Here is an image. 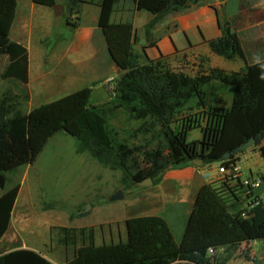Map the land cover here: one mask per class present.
Wrapping results in <instances>:
<instances>
[{"label":"trees","instance_id":"16d2710c","mask_svg":"<svg viewBox=\"0 0 264 264\" xmlns=\"http://www.w3.org/2000/svg\"><path fill=\"white\" fill-rule=\"evenodd\" d=\"M34 4L52 7L57 0H31ZM205 0H100L97 26L103 34L107 51L119 70L115 77V96L92 105V86H84L52 101L39 104L27 112H16L8 118L7 99L0 98V189L4 187L5 172L31 164L47 140L58 131L75 139V151L88 153L102 166L121 171L122 188L150 177L153 184L160 181L164 171L173 166L223 161V154L253 138V149L264 159V59L245 64L238 71L210 66L208 58L199 56L200 63L193 75L182 68H172L168 55L149 59L129 67L132 21L112 22L111 14L122 2L130 12L146 10L152 18L145 25L149 38L153 26L171 12L184 10ZM78 0H67L66 8L78 14ZM17 0H0V54L8 56L6 73L13 77L27 74V52L21 44L10 40L9 32L15 18ZM65 17L70 29L78 26ZM221 34L205 41L209 50L225 59L245 60L244 51L229 20L218 16ZM68 29V28H67ZM26 78V77H25ZM218 81L232 86L231 103L227 107L205 102V87ZM95 84V83H94ZM93 85V84H92ZM198 114L180 119L172 127L174 116L191 105ZM121 109L137 125L119 131L108 115ZM199 127L201 137L187 141V132ZM140 139L133 142L132 140ZM157 141L166 149L158 155L148 149ZM19 184L0 193V238L6 232L18 194ZM232 186L222 180L201 184L195 194L180 240L174 239L167 221L160 215L132 216L123 220L126 237L114 243H95V228L52 225V239L63 252L62 264H225L231 252L242 243L258 237L264 225V205L241 215ZM50 206L49 204H46ZM80 214H85V211ZM75 214L71 213L70 217ZM54 231V232H53ZM222 247L226 254L208 255V248ZM69 249L72 253L69 256ZM243 254L252 264L256 258ZM0 264H55L40 252L16 248L0 254Z\"/></svg>","mask_w":264,"mask_h":264},{"label":"rangeland","instance_id":"374dc122","mask_svg":"<svg viewBox=\"0 0 264 264\" xmlns=\"http://www.w3.org/2000/svg\"><path fill=\"white\" fill-rule=\"evenodd\" d=\"M79 1L77 4L80 13L77 18L81 20L82 25L90 24L97 10L94 5H82ZM62 3L61 13L54 17L57 25L53 24L52 35L42 36V30L39 34L38 43L42 46L52 47V44L55 46L62 41V39L57 38V35L62 32L63 28L65 33L71 31L64 20L65 17H71L72 20H75L76 14L73 12L70 14L67 11V0H63ZM22 8L23 2L20 0L17 20L10 38L19 35L18 22L21 19ZM26 9L29 10V6ZM35 9L40 12L44 11L46 7L36 5ZM25 14L27 13L25 12ZM35 34V36L38 35V33ZM67 36H65V39L69 38ZM36 47L31 46L30 50L33 52ZM197 59L198 63L196 64L195 61L186 58L185 52H180L172 55L169 61L172 68H182L188 74L193 75L197 69L196 65L200 63V58L198 57ZM231 61H237L242 68L245 64L252 62L253 59L247 54L245 55V60L236 58ZM231 61L230 63H233ZM8 64V56L0 54V98L7 99L6 105L9 106L8 118L12 117L16 112H26L39 104L59 98L71 92V88L79 89L87 85L86 81L95 75L83 74V81L78 79L77 86L62 83L59 88H54L48 93L52 97L45 101L36 102L37 98L30 100V92L26 84L28 80L27 74L24 75L20 72L17 77L9 75V73H6ZM223 86L224 88L221 89L222 93L225 95L229 93L232 96V86L229 84H223ZM92 91L89 103L92 105L100 104L99 102H102L106 97L102 84H93ZM195 100L196 98L192 99L190 106L174 116L172 127L177 128L180 119L187 115L198 114L201 116V110L193 105ZM230 103L231 99L229 101L223 100L220 104L227 107ZM107 118H109L110 124L119 131L120 137L125 136L124 130L131 129L137 125V122L129 119L121 109L115 110ZM200 137L199 127H194L187 132V141L198 140ZM139 140L135 139L132 141L136 142ZM148 149L154 150L160 156L165 155L167 152L166 149L159 147L157 141L150 142ZM252 149V146H250L238 153L241 156L239 165L246 173H249L250 169L253 174L264 176V159L257 150ZM217 165L218 161H214L207 165L202 164L199 168L201 171L212 175L215 173ZM186 166L195 167L194 164L173 166L164 172L182 169ZM5 177L6 181L4 187L0 189V193L15 184H19V192L13 206L11 222L4 238L11 241L10 247L30 246L47 256H52L56 260L63 259V252L51 240L50 227L52 225L70 224L74 219L83 218L79 221L80 223L94 226L96 244L103 242L116 243L119 238L124 240L126 237L123 223L124 216H133L138 212H142V214H157V205L154 204L157 201L155 186L162 180L161 177L156 184L140 186L135 183L129 188H122L120 181L121 171L111 170L102 166L88 153L76 152L74 137L65 131H58L53 134L31 164L21 166L16 170L7 171L5 172ZM197 179L202 182L199 176H197ZM216 180L214 175L211 176V179H206L208 182ZM118 189H121L123 198L111 200L110 197ZM195 193H193L191 187L185 189L184 200L186 202L184 205L179 204L180 208L176 209L178 216L175 214L173 217L170 216L169 211H174L170 207L172 204H169L167 210L164 211V215L167 216L174 229L172 234L175 239L179 238L180 229L183 228L187 212L191 208L193 194ZM87 204L90 205V208L85 210ZM83 211H85V214H80ZM71 213L75 215L70 217ZM158 215L164 216L161 213ZM262 237H264V225L261 227L258 239L251 245V252H248L251 258L256 257L258 259L257 262L259 264H264V238ZM246 247H248L247 244L231 252L232 254L225 264H252L251 260H248L242 253V250ZM71 253L72 251L69 249V256H71ZM225 254V252H222L217 255L223 256Z\"/></svg>","mask_w":264,"mask_h":264},{"label":"crops","instance_id":"0c3cea01","mask_svg":"<svg viewBox=\"0 0 264 264\" xmlns=\"http://www.w3.org/2000/svg\"><path fill=\"white\" fill-rule=\"evenodd\" d=\"M62 1L57 0V3L62 5ZM22 2L21 19L18 22L19 35L10 38V34H13V27L17 20V11L20 6V0H17L15 18L10 28L9 38L26 48L28 78L26 84L30 92V100L37 98L35 100L36 102L45 101L52 97L48 93L54 88H59L62 83L77 86L78 79L83 81V74H95L92 78H89L90 80L86 81L87 85L84 86L101 83L102 88L106 92V97L99 103L106 102L108 100V92L104 81L110 76L117 77L120 72L111 60L107 51L105 38L97 26L100 0H80L79 2L82 5H94L97 10L94 19L90 24L82 25L81 20L78 18V26L71 29L68 33H65L63 28L62 32L57 35V38L62 39V41L58 42L55 46L52 44V47H45L38 43L41 30L43 31L42 36H51L53 24L57 25V21L54 18L56 15L52 7L43 6L46 9L38 12L35 9L37 4H34L31 0H22ZM27 6H29V10L26 9ZM129 6L128 3L122 2L112 12L111 21L122 22L129 17L131 18L130 68L142 65L149 59H154L160 55L170 54L172 56L180 52H185L186 58L195 61L196 64L198 63L197 58L199 56H205L208 58V64L210 66L220 67L227 71L240 70V63L213 54L205 43L207 39L218 37L221 34L218 26V16H225L229 20L232 31L236 32L240 39L244 55L249 54L253 59L248 64L264 59V0H205L184 10L167 14L153 26L149 38L145 34V25L152 18V14L143 9L134 10L131 13L128 8ZM78 10L77 16L80 13L79 8ZM35 33H38V35L35 36ZM66 35H68V39H65ZM31 46H37L33 52L30 50ZM230 61L233 63H230ZM222 88H224L223 84L216 81L206 86L204 98L206 104L224 107L220 103L223 100L229 101L232 96L229 93L228 95L223 94ZM71 89V92L75 91V89L78 90L77 88ZM261 143L264 144V137H262ZM198 168L196 165L194 168L186 166L182 169L167 170L164 172L161 182L155 186V190L157 191V201L154 203L157 205L156 215L160 213L164 215L167 206L172 204L170 207L174 211H169V214L172 217L174 214L178 216L176 209L180 208L179 204L184 205L186 202L184 200L185 189L191 187L193 193H195L201 184L208 182L200 174ZM243 171L245 172L244 169ZM249 172L252 173L250 169ZM197 176L201 178L202 182H199ZM195 194H193L192 203L190 202L191 208L187 212V217L192 209ZM140 215L152 214L138 212L133 216ZM11 217L8 227L11 222ZM128 217L132 216H124L123 219ZM162 217L167 221L173 232L174 229L167 216L164 215ZM82 219H74L70 224L61 225L72 227L88 226L87 224L79 222ZM186 220L183 228L180 229L179 238H174L177 242L180 240ZM4 236L5 233L0 238V254L16 248H29L39 252L30 246L10 247L11 241L5 239ZM256 239L258 238L252 239L247 243H242L238 248L247 244L248 247L246 248H249L250 253L251 245L255 243ZM222 252L219 248L215 249L216 254ZM41 255L55 264H62L64 260V258L56 260L52 256H47L44 253H41Z\"/></svg>","mask_w":264,"mask_h":264},{"label":"built area","instance_id":"2783aa9c","mask_svg":"<svg viewBox=\"0 0 264 264\" xmlns=\"http://www.w3.org/2000/svg\"><path fill=\"white\" fill-rule=\"evenodd\" d=\"M104 84L108 92V100H111L115 96V77H108ZM240 159L241 156L238 154L223 159L218 162L217 169L212 175L198 169L205 179H211L214 175L217 180L228 182L236 196L235 200L240 205L241 215L247 217L256 207L264 205V176L244 172L239 165ZM219 250L223 251V248L220 247ZM214 253L215 249L208 248V255Z\"/></svg>","mask_w":264,"mask_h":264},{"label":"water","instance_id":"95a60500","mask_svg":"<svg viewBox=\"0 0 264 264\" xmlns=\"http://www.w3.org/2000/svg\"><path fill=\"white\" fill-rule=\"evenodd\" d=\"M52 9L54 11L55 15H59L61 13L62 10V5L59 3H54L52 5ZM254 139L253 138H249L247 141H245L244 143L240 144L239 146H237L234 150H233V154L239 151H242L244 149H246L247 147H250L253 145ZM230 156L229 152H225L222 156L223 159L228 158ZM194 165L199 166L201 164V160L197 159V160H193L192 162ZM137 185L140 186H145V185H151L152 184V180L150 179V177H145L139 181L136 182ZM123 198V193L121 191V189H118L111 197V200H117V199H122ZM90 208V205L87 204L85 210H88Z\"/></svg>","mask_w":264,"mask_h":264},{"label":"clouds","instance_id":"9594fccd","mask_svg":"<svg viewBox=\"0 0 264 264\" xmlns=\"http://www.w3.org/2000/svg\"><path fill=\"white\" fill-rule=\"evenodd\" d=\"M238 154V153H237Z\"/></svg>","mask_w":264,"mask_h":264}]
</instances>
